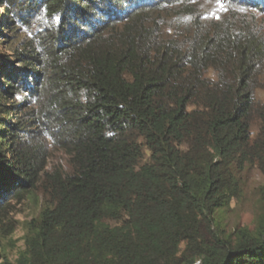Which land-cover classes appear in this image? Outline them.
Segmentation results:
<instances>
[{
  "label": "trees",
  "instance_id": "16d2710c",
  "mask_svg": "<svg viewBox=\"0 0 264 264\" xmlns=\"http://www.w3.org/2000/svg\"><path fill=\"white\" fill-rule=\"evenodd\" d=\"M261 19L264 0H0V215L46 196L15 264H264V183L254 229L222 228L264 179ZM40 126L69 172L44 171Z\"/></svg>",
  "mask_w": 264,
  "mask_h": 264
},
{
  "label": "rangeland",
  "instance_id": "374dc122",
  "mask_svg": "<svg viewBox=\"0 0 264 264\" xmlns=\"http://www.w3.org/2000/svg\"><path fill=\"white\" fill-rule=\"evenodd\" d=\"M17 1L25 2L30 0ZM207 5H213L216 11L220 8L216 1H213V4L210 3ZM15 6H17V11L22 12V10H27V8L24 9L20 7L18 2ZM32 11L31 15L34 16L37 12H34V10ZM262 21L264 23V20ZM262 25L264 27V24ZM3 40L7 41L5 38ZM0 54L9 55L10 52L0 46ZM43 128L42 126L37 128L34 133L36 138L32 142V145L40 150L39 155H41V157H45L43 158L45 163L44 171L48 173L69 172V157L60 149L58 144H55L50 139H46L47 134H45ZM263 183L264 179L256 169L245 174L243 195L239 200H235L230 209L223 215V229L227 232H232L238 227L254 229L258 215L257 189ZM7 202H10V207L5 211H1L0 215V264H3L7 260L15 264L19 255L24 252L26 248L25 236L28 223L39 216L41 210L45 206L46 196L41 189H37L33 193H30L23 201H10L9 199Z\"/></svg>",
  "mask_w": 264,
  "mask_h": 264
}]
</instances>
